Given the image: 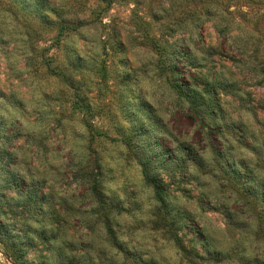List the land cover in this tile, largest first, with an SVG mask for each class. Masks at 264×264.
I'll use <instances>...</instances> for the list:
<instances>
[{
	"label": "rangeland",
	"instance_id": "rangeland-1",
	"mask_svg": "<svg viewBox=\"0 0 264 264\" xmlns=\"http://www.w3.org/2000/svg\"><path fill=\"white\" fill-rule=\"evenodd\" d=\"M0 207V264H264V0H0Z\"/></svg>",
	"mask_w": 264,
	"mask_h": 264
},
{
	"label": "trees",
	"instance_id": "trees-1",
	"mask_svg": "<svg viewBox=\"0 0 264 264\" xmlns=\"http://www.w3.org/2000/svg\"><path fill=\"white\" fill-rule=\"evenodd\" d=\"M43 6H44V4L42 3V2H40V3H36V6H35V8H34V15L35 16H38V13L39 12H41V10L43 9ZM49 11L52 13V14H56V11L55 10H53V9H50L49 8ZM39 16H43V14H40ZM62 16V15H61ZM78 26H80V24L79 23H74V22H72V24H67V21L65 20V19H63V22H62V24H61V26H60V28L61 29H66V28H68V29H75V28H77ZM177 54V53H176ZM177 56V58L179 59V56L180 55H176ZM143 173H144V176H145V180L147 181V182H151V180L147 177V172H146V169H145V167L143 166ZM12 176H14V175H12ZM13 179H14V182L15 183H18L19 182V180H18V178L16 177V176H14L13 177ZM158 193V192H157ZM3 212V210H1V207H0V213H2ZM1 216V215H0ZM1 225H2V223H0V227H1ZM5 231H7V229L5 230ZM13 242L15 243V245H16V247H14V249H15V255H13V262H14V264H22L21 263V257H22V255L24 254V251H25V249H24V246H23V244L20 242V243H17V241L16 240H13Z\"/></svg>",
	"mask_w": 264,
	"mask_h": 264
}]
</instances>
